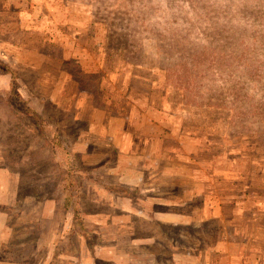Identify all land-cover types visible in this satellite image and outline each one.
<instances>
[{
  "label": "rangeland",
  "instance_id": "obj_1",
  "mask_svg": "<svg viewBox=\"0 0 264 264\" xmlns=\"http://www.w3.org/2000/svg\"><path fill=\"white\" fill-rule=\"evenodd\" d=\"M114 263L264 264V0H0V264Z\"/></svg>",
  "mask_w": 264,
  "mask_h": 264
},
{
  "label": "crops",
  "instance_id": "obj_2",
  "mask_svg": "<svg viewBox=\"0 0 264 264\" xmlns=\"http://www.w3.org/2000/svg\"><path fill=\"white\" fill-rule=\"evenodd\" d=\"M126 151V149H122V153H124ZM121 164H123V163H121L120 161H119V158L118 159H116V162H115V165L113 166V167H110L109 168V170L113 173V174H115V176H117V180L120 182H123L126 186H130V185H135V184H139V181H137L136 183H133L132 182V184L131 183H129V181H127V179H126V177H123L122 175H120V172H119V170L121 171V168H122V165ZM118 170V171H117ZM91 201L92 202H95L94 201V199L92 200L91 199ZM96 202H98V201H96ZM101 203H103V202H101ZM130 206V205H129ZM132 207V206H131ZM125 208V207H124ZM125 211H129V210H127V209H125ZM150 215H151V213H150ZM149 214H147V213H141L140 214V216H143L144 218H146V219H148V221H149V217H151ZM156 215V220H157V222H159V223H166L167 222V218L166 217H161V215L160 214H158V213H156L155 214ZM166 216V215H165ZM117 262H120V261H117ZM114 264H117V263H114Z\"/></svg>",
  "mask_w": 264,
  "mask_h": 264
}]
</instances>
